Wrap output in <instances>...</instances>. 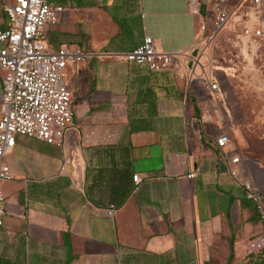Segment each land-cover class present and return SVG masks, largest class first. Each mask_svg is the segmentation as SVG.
I'll use <instances>...</instances> for the list:
<instances>
[{
  "label": "crops",
  "instance_id": "crops-1",
  "mask_svg": "<svg viewBox=\"0 0 264 264\" xmlns=\"http://www.w3.org/2000/svg\"><path fill=\"white\" fill-rule=\"evenodd\" d=\"M48 2L64 7L48 47L91 57L62 82L75 114L63 146L17 136L5 158L0 264H264V225L233 175L264 195V171L241 158L224 97L200 74L191 0ZM15 3L0 0L1 29ZM147 36L167 69L119 59Z\"/></svg>",
  "mask_w": 264,
  "mask_h": 264
},
{
  "label": "built area",
  "instance_id": "built-area-1",
  "mask_svg": "<svg viewBox=\"0 0 264 264\" xmlns=\"http://www.w3.org/2000/svg\"><path fill=\"white\" fill-rule=\"evenodd\" d=\"M254 2L259 3V0ZM194 9L198 13L196 7ZM63 12L64 7L53 6L48 0H16L7 10L8 26L0 28V71L3 73L0 91V230L6 215L2 184L14 178L5 158L15 148L17 136L62 147L66 131L73 124L72 95L62 82L70 62L86 61L91 54L80 48H48L46 29L58 24ZM229 19L230 14L221 12L216 29H221ZM246 34L250 35L251 31L246 30ZM255 35L261 36V31L257 30ZM119 58L128 63L144 64L150 71L167 69L171 62V56L159 54L154 40L148 36L138 48ZM207 84L210 91H219L216 81ZM228 142L229 136L225 134L218 138L217 145L224 148ZM238 162L239 157L233 159V163ZM233 175L242 183L264 225V195L249 180L241 179L236 172ZM133 180L141 183L137 175ZM110 211H114V206Z\"/></svg>",
  "mask_w": 264,
  "mask_h": 264
},
{
  "label": "rangeland",
  "instance_id": "rangeland-1",
  "mask_svg": "<svg viewBox=\"0 0 264 264\" xmlns=\"http://www.w3.org/2000/svg\"><path fill=\"white\" fill-rule=\"evenodd\" d=\"M191 4L202 16L195 51L196 58L205 57L200 74L219 84L241 158L264 171V0H191ZM221 12L230 14V19L217 30ZM257 30L261 36L255 35Z\"/></svg>",
  "mask_w": 264,
  "mask_h": 264
},
{
  "label": "trees",
  "instance_id": "trees-1",
  "mask_svg": "<svg viewBox=\"0 0 264 264\" xmlns=\"http://www.w3.org/2000/svg\"><path fill=\"white\" fill-rule=\"evenodd\" d=\"M245 1H247V0H245ZM253 1V3H254V0H252Z\"/></svg>",
  "mask_w": 264,
  "mask_h": 264
}]
</instances>
